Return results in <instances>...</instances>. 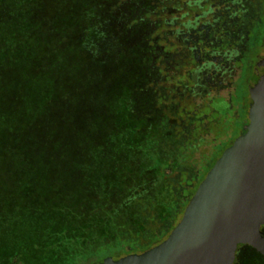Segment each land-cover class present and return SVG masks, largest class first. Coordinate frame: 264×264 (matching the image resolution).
<instances>
[{"label":"trees","instance_id":"16d2710c","mask_svg":"<svg viewBox=\"0 0 264 264\" xmlns=\"http://www.w3.org/2000/svg\"><path fill=\"white\" fill-rule=\"evenodd\" d=\"M51 1L0 0V184L24 192L33 238L28 245L0 236V264H54L28 257L52 247L63 256L60 264L132 253L170 224L198 174L192 134L199 128L192 124L200 113L173 105L174 89L164 83L190 77L171 39L200 0H74L66 28L50 9L71 0ZM72 33L91 58L129 69L125 91L112 96L102 89L108 81L72 66ZM173 62L180 72L170 74ZM66 119L80 124L71 138ZM5 206L0 234L8 229L13 237L15 203Z\"/></svg>","mask_w":264,"mask_h":264},{"label":"water","instance_id":"95a60500","mask_svg":"<svg viewBox=\"0 0 264 264\" xmlns=\"http://www.w3.org/2000/svg\"><path fill=\"white\" fill-rule=\"evenodd\" d=\"M256 73L245 131L210 168L169 235L95 264H234L239 245L264 255V59Z\"/></svg>","mask_w":264,"mask_h":264},{"label":"rangeland","instance_id":"374dc122","mask_svg":"<svg viewBox=\"0 0 264 264\" xmlns=\"http://www.w3.org/2000/svg\"><path fill=\"white\" fill-rule=\"evenodd\" d=\"M54 3V0L51 1ZM215 5L218 6L217 10L220 12L222 8L221 0H200V4L198 7L192 8L190 10H187V17L182 22V24H176L175 28L177 31V34L174 38H172V42L174 45L176 44L177 47V53L183 50V48L186 46L184 40L186 39V35L188 34V24L192 21L198 18V20L201 18V14L205 11H207V8L209 5ZM78 4L74 2V0H71L69 4L63 5V2L58 1V3H54L50 9V12L52 13V17H58L60 18L64 24L61 23V25H64V28H66L67 23L70 22L73 23L74 18L73 14L77 8ZM213 7V6H212ZM66 48L67 51H69V59L71 60L72 66L79 71L81 68L89 69L91 72H94L95 75H99L101 77L102 81H108L107 86H103L102 89L105 91L107 90L112 94V96H115V93H122L125 91V89L130 85V72L129 69L127 70L124 68L122 71H117L116 66H106L101 63H99L96 59L91 58V56L85 54L83 50L81 49L78 40L76 39V35L74 33L70 34L68 37V40L66 42ZM186 49V48H184ZM257 51V49L254 50V52ZM175 62V61H174ZM170 64L171 68L168 73H178L180 72L176 68V63ZM176 64V65H175ZM252 63L250 64L251 67ZM163 68L164 65H161ZM189 66V65H188ZM184 70L187 71V73L190 70V66ZM168 69L165 68V71ZM81 71V70H80ZM79 71V72H80ZM251 72V71H249ZM34 77V79L39 78V73H30ZM249 78V76L244 75L236 85V92L234 95L231 96L232 102H235L237 99L239 100L243 94H245V85L246 80ZM198 76L195 74L190 76L189 78H175L171 79V81H167L164 84L168 85L169 87L173 88L172 98L170 99V102L173 105H177L175 102L178 103V108L182 110L183 108H187L186 110H189L186 115H189L190 111H196L198 110L200 113L198 117L195 119L196 123L192 124V127L199 128L198 134H192V140L195 145L198 144L196 151L193 153V157L195 160V167L197 170V177L192 182H189V187L184 191V194L181 195V197L177 200V206L179 207L176 211V215L173 217L170 224L165 226V228H162L159 226L154 232V235H157L155 241H163L169 233L173 230V228L177 225V223L180 221L183 212L185 210V207L187 206L189 200L195 193L196 189L198 188L201 181L204 179L210 168L215 164L217 159L222 155V153L244 132L243 131V125L246 122V118H248L247 114V104L245 103V106L242 107V110L238 112L237 115H234V118L230 114V108L226 101L221 102H215L213 99L215 98L216 93H210V94H203L204 90H202V85L199 83ZM195 87V88H194ZM179 90V92L177 91ZM226 91L224 90V93ZM240 97V98H239ZM36 100L39 102V97L36 98ZM235 100V101H234ZM236 101L237 105L239 106V101ZM75 104H79V101ZM175 107V106H174ZM216 108V109H215ZM215 110L214 112L212 110ZM210 110L209 114L208 111ZM185 116V115H184ZM195 118V117H193ZM234 119V120H233ZM211 120H214L211 122ZM180 122V120H179ZM188 121H185V125L188 124ZM181 124V123H180ZM179 124V125H180ZM63 126L66 129L67 135L71 138L74 135V132L79 131L80 124H77V121H70V119H66ZM208 127H211V130H207ZM245 129V127H244ZM207 130V134H203ZM179 132V131H178ZM180 133V132H179ZM200 142V143H199ZM189 161V160H187ZM61 170V169H60ZM65 170V169H62ZM46 176L50 175L52 172L50 170L46 171ZM25 174V173H23ZM20 190L17 188H10L6 187L5 185L0 184V212L5 209V205L8 204L9 201H14L15 203V209L11 212L10 220L8 221V225H13L18 228H15V234L12 237L11 235H8L7 230L8 229H2V232L0 236L3 237L4 241L9 242L11 239H15L16 241L23 242L25 244L30 245L32 243V235L31 232L27 229L26 224L28 223V217L25 215V208H24V198L21 196ZM264 230V227H263ZM11 238V239H10ZM48 240H50L48 238ZM154 242H148L145 244H140L138 248H135L132 250V253L143 251L146 249H149L156 244L153 245ZM157 243V244H158ZM251 248V247H250ZM128 249V248H127ZM249 246L248 245H241L238 247L237 252V258L234 264H246L247 258V264H264V258L259 255L250 256V253L248 254ZM129 250H120V252H115L111 254H108L107 256H112L114 258H118L117 255L124 254L127 255ZM251 252V251H250ZM45 253L43 250H36L33 253L29 254V258L31 261H48L49 263L54 264H60L63 261V256L60 255L58 252L57 247L48 248L44 256H40L41 254ZM126 253V254H125ZM103 254H105L103 252ZM102 254V255H103ZM102 257V256H101Z\"/></svg>","mask_w":264,"mask_h":264},{"label":"flooded vegetation","instance_id":"af4514ba","mask_svg":"<svg viewBox=\"0 0 264 264\" xmlns=\"http://www.w3.org/2000/svg\"><path fill=\"white\" fill-rule=\"evenodd\" d=\"M221 3L220 12L218 6L209 5L199 20L188 24V34L183 42L186 49L177 55L191 67L188 75L198 76L203 94L216 93L213 101H226L234 118L245 103L249 114L252 104L249 87L260 78L256 66L264 59V0H221ZM244 75L249 78L245 82L244 97L237 99L238 106L231 96L236 97L235 87ZM248 123L249 118H246L243 131Z\"/></svg>","mask_w":264,"mask_h":264}]
</instances>
